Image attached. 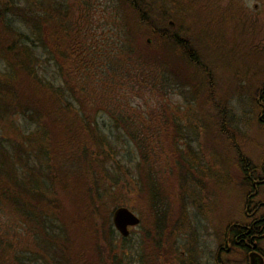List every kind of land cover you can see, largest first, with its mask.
<instances>
[{"label":"trees","instance_id":"16d2710c","mask_svg":"<svg viewBox=\"0 0 264 264\" xmlns=\"http://www.w3.org/2000/svg\"><path fill=\"white\" fill-rule=\"evenodd\" d=\"M15 3L0 2V210L12 215L10 220L25 234L17 244L26 243L35 251L42 247L46 264H57L74 246L64 227L51 223L66 199L82 213L74 218L77 229L83 228L82 219L89 220L92 229L93 215L106 210L103 224L109 238H104V246H97L106 264H118L121 258L114 243L125 237L116 238L108 206H124L119 204L123 196L133 199L146 193L141 199L148 204L154 226L168 227L165 220L173 210L169 194L188 192L185 171H191L185 162L190 151L179 144L177 112L167 103L160 112H142L129 103L128 94L145 87L149 92L158 90L164 98L169 89L183 92L184 85L192 86L184 70L177 68L175 56H184L185 63L208 72L186 39L164 34L154 21L144 18L143 0H118L120 11L131 17L120 24L124 34H119V28L118 34L111 32L116 40L109 44L100 34V39L96 37L92 21L68 10V0L42 1V13L33 4ZM5 14L20 17L33 39L12 27ZM167 43L172 63L164 57L170 65L156 60L152 61L155 67L144 68L147 52L153 51L149 49L156 47L154 56H166ZM38 47L55 66L52 80L38 71ZM101 115L110 120L114 141L100 131L97 118ZM119 139L130 142L137 153L131 173L115 160ZM243 158L237 157L240 165ZM112 165L119 169L115 174ZM6 223L0 264H22L13 254L7 238L10 222Z\"/></svg>","mask_w":264,"mask_h":264},{"label":"rangeland","instance_id":"374dc122","mask_svg":"<svg viewBox=\"0 0 264 264\" xmlns=\"http://www.w3.org/2000/svg\"><path fill=\"white\" fill-rule=\"evenodd\" d=\"M13 1L15 5V2L31 7L33 4L32 8L42 13L41 2L45 0ZM143 5L141 10L146 16L144 18L154 21L157 29L161 28L164 34L174 33L176 37L186 39L185 44L195 51L208 74L185 63L184 56H175L174 61L179 63L177 68L184 70L193 82L192 86L184 85L183 92L176 88L169 89L168 96L164 98L158 90L149 92L145 87L135 90L137 94H128L129 103L142 112H160L164 103L177 112L181 127L179 135L182 137L179 144L182 147H186V144L190 151L187 157L189 161L185 162L191 171H185L184 179L189 193L180 196L168 193L171 200L175 199L173 203L169 201L170 209L173 207V210H169L165 220L169 230L167 227L157 229L154 226L148 204L141 199L146 197V193H139L141 195H135L133 199L123 196L119 204L133 212L139 223L129 228V235L124 241L114 243L118 247L116 254L121 258L118 264H135L137 254H141L142 261H145V252L155 249V243L182 241L194 245L202 242L207 246L210 242L218 241L226 222L241 218L247 185L241 179L237 157L241 155L256 164L264 139V129L257 122L258 109L255 102L260 83L264 79V0H143ZM69 9L92 21L96 37L106 38L108 44L116 40L111 32L117 33L119 28V34H124L120 24H123V19L130 20L131 17L120 11L118 0H68ZM5 19L12 27L33 39L20 17L5 14ZM144 35L140 39L142 43L147 37ZM25 42L29 44V40ZM167 47L166 56H154L156 47H151L149 50L153 51L147 52L150 59L142 63L143 67H155L152 61L156 60H161L165 65L171 62V44L167 43ZM36 51L41 64L39 73L45 80H52L55 66L44 50L38 47ZM18 121L23 124L21 117ZM97 121L100 131L114 141L115 132L108 117L101 115ZM120 139L116 143L115 160L122 169H129L131 173L137 153L130 142ZM110 169L113 174L116 173L113 171L119 170H115V165ZM157 187L160 189L161 185L157 183ZM179 190L176 185V191ZM73 203L66 199L64 209L59 208V215H55L56 220L51 222L62 225L66 237L74 241L70 252H65L57 264H106L104 253L98 249L104 246V238H109L107 227L103 224L106 210L102 209L101 214L93 215L92 229L90 221L84 219L83 228L77 229L74 218H80L82 213ZM114 207L110 205L108 209L112 212ZM10 218L12 215L0 210V240L3 242L6 233L3 224L7 222L8 226L9 221L7 238L11 242L13 254L19 255L22 264H46L43 251L40 250L42 247L35 251L37 249L26 243L17 244L25 234ZM113 231L117 238L119 235ZM28 248L30 252H26Z\"/></svg>","mask_w":264,"mask_h":264},{"label":"flooded vegetation","instance_id":"af4514ba","mask_svg":"<svg viewBox=\"0 0 264 264\" xmlns=\"http://www.w3.org/2000/svg\"><path fill=\"white\" fill-rule=\"evenodd\" d=\"M168 23L171 24L170 21ZM260 84L255 102L257 122L264 129V79ZM243 160L241 165L238 164L243 170V182L247 189L241 218L228 220L218 241L210 242L207 246L202 242L194 245L182 241L155 243L156 248L144 254L147 261H142V255L137 254L135 264H251L252 252L264 264V139L257 163L253 164L245 157Z\"/></svg>","mask_w":264,"mask_h":264},{"label":"water","instance_id":"95a60500","mask_svg":"<svg viewBox=\"0 0 264 264\" xmlns=\"http://www.w3.org/2000/svg\"><path fill=\"white\" fill-rule=\"evenodd\" d=\"M110 219L114 230L121 237H126L129 234V228L137 225L139 221L138 217L125 206L115 207L111 212ZM253 257H256V260ZM258 259L256 253L252 252L250 254L251 264H261Z\"/></svg>","mask_w":264,"mask_h":264}]
</instances>
